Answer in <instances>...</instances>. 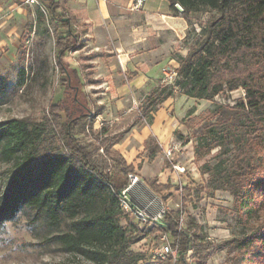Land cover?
Wrapping results in <instances>:
<instances>
[{
  "label": "trees",
  "instance_id": "1",
  "mask_svg": "<svg viewBox=\"0 0 264 264\" xmlns=\"http://www.w3.org/2000/svg\"><path fill=\"white\" fill-rule=\"evenodd\" d=\"M168 2L175 15L182 16L190 26L191 13L208 9L211 14L199 31H187L184 42L188 51L178 57L174 81L152 87L135 110L132 122L116 130L112 126L93 128L96 112L89 107L86 95L74 94L69 88L73 82L63 58L66 51L78 46L73 34L75 20L57 11L56 0H41L48 22L57 23L53 29L54 58L64 92L50 105L60 132L52 131L47 120L0 121V154L2 159L12 161L0 190V223L14 218L22 207L33 208L35 217L46 216L53 225L68 218L69 230L54 239L68 251L98 264H152L130 246L152 232H163L171 238L172 246L177 244V258L172 264H201V236L191 224L182 227L177 211L166 209L160 220L141 229L131 221V228L121 224L126 215L119 207L117 193L126 185L128 174L135 172V166L112 146L132 123L142 118L150 123L158 106L177 92L212 100L242 88L244 97L233 106L234 118H220L196 137L197 159L216 147L222 149L215 162L200 166V174L207 178L196 191L226 190L233 196L234 210L245 226L250 218H256L249 232L229 240L236 248L230 264L264 258V217L259 220L257 216L264 208V0ZM4 84L5 78L0 75V93ZM85 127L94 131L96 149L105 144L101 158L95 157L91 143L83 144L77 138ZM152 145L158 144L153 139L145 144L148 159L155 153ZM137 167H141L140 162ZM148 186L155 193L171 187L169 183H157V179Z\"/></svg>",
  "mask_w": 264,
  "mask_h": 264
},
{
  "label": "rangeland",
  "instance_id": "2",
  "mask_svg": "<svg viewBox=\"0 0 264 264\" xmlns=\"http://www.w3.org/2000/svg\"><path fill=\"white\" fill-rule=\"evenodd\" d=\"M36 6L41 7L39 0L38 3L30 6L29 28L25 29L29 31L26 33V38L19 42L18 47H10V28L15 29L19 19L12 15L10 22V13L0 16V39L8 37L7 42L0 43V75L5 78L4 89L0 93V121L11 118H25L29 121L47 120L52 125V131L57 134L60 132V125L56 122L50 105L61 96L59 73L54 61V41L51 33L53 26L47 25V16L45 22H38L35 15ZM210 14L211 11L208 9L191 13L189 15L191 26L187 22L186 33L191 28L199 31ZM183 43L185 44L184 41ZM76 55V52L70 53L68 60ZM88 97L91 102L93 100L97 102L99 95L85 96ZM243 97L244 90L238 88L221 93L212 100L190 98L185 111L174 112L180 118L178 128L174 132L176 149L169 158L161 152L157 164L155 163L156 169H152L155 164L151 161V168L143 173L148 176V180L142 179L143 176L141 178L150 189L148 184L155 175L157 181L159 177L165 175L164 180L171 187L157 193L151 189L150 191L163 202L166 209L178 212L183 228L191 224L193 230L201 236L204 248V260L201 264H230L236 248L229 240L249 232L250 227L256 224V218L253 217L248 220L247 226L244 225L243 220L234 210V199L228 191L210 189L196 191L207 178V175L200 174V166L205 162H215L222 150L216 147L197 159L194 153L196 137L205 126L216 120L234 118L233 106ZM96 104L98 106L91 105L92 110L101 111L99 103ZM108 121L110 119H103L97 115L93 121V128L110 126ZM142 121L147 122L146 119ZM95 137L94 131L87 127L77 133L79 141L83 144L91 143L95 157L101 158L105 144L96 149L98 143ZM152 147L155 152L159 149L158 145ZM140 164L142 165L141 162ZM172 164L183 166L185 171L178 172ZM11 169L12 161L2 159L0 154V190L4 188ZM139 169L141 167H137L138 173L136 170L135 172L141 176ZM158 169L161 172H157ZM257 216L259 220L263 219L264 208ZM121 224L131 228L130 220L126 216L121 218ZM69 227L68 218L53 225L46 216L35 217L33 208L22 207L14 218L0 223V264H75L76 262L98 264L77 252L68 251L54 239L55 235L69 230ZM143 227L139 226L140 229ZM163 236H167L166 241L170 242L171 238L168 234L152 232L132 244L130 250L142 254L152 264H172L169 256L164 258L155 256V249L165 241ZM191 261L197 262L196 259ZM242 264H264V258Z\"/></svg>",
  "mask_w": 264,
  "mask_h": 264
},
{
  "label": "crops",
  "instance_id": "3",
  "mask_svg": "<svg viewBox=\"0 0 264 264\" xmlns=\"http://www.w3.org/2000/svg\"><path fill=\"white\" fill-rule=\"evenodd\" d=\"M56 1L57 11H63L75 20L73 34L78 46L66 51L63 58L70 71L68 78L73 82L69 88L74 90V94L99 95L97 102L86 98L89 107L99 103L101 111L93 110L96 116L110 119L107 123L116 130L124 129L132 122L144 96L160 83L162 71L174 69L178 65V57L186 55L188 45L183 41L187 21L175 15L168 0ZM31 5L26 0H0V16L10 13V22L12 15L19 19L15 29L10 28V47H18L19 42L26 38ZM35 15L41 23L48 17L42 4L41 7L36 6ZM47 25L54 29L57 23L48 22ZM7 41L8 37L0 39V43ZM72 52L77 55L68 60ZM56 68L62 95L64 86L60 82L57 65ZM190 98L181 92L175 93L158 106L150 123L142 121L144 118L137 120L113 144L112 148L120 152L127 163H132L136 172L137 163H142L138 170L140 178L143 176L142 179L148 180L144 171H149L151 163L157 164L163 149L176 145L174 132L180 118L174 112L185 111ZM150 139L159 146L152 160L148 159L145 150ZM156 164L152 169H156ZM157 172L161 171L158 169ZM155 177L153 180L157 179ZM164 177H159L157 183H166Z\"/></svg>",
  "mask_w": 264,
  "mask_h": 264
},
{
  "label": "built area",
  "instance_id": "4",
  "mask_svg": "<svg viewBox=\"0 0 264 264\" xmlns=\"http://www.w3.org/2000/svg\"><path fill=\"white\" fill-rule=\"evenodd\" d=\"M26 2L33 4L38 3V0H26ZM163 75L160 83H172L176 77L174 69L163 70ZM176 149V145L173 144L166 149H163V153L166 157H170L172 152ZM173 168L182 173L185 171L183 166L172 164ZM118 203L121 210L133 223L139 226L151 225L153 222L160 220L166 208L163 202L153 194L146 186L144 181L136 173L128 174V181L124 187H122L117 193ZM150 196L158 199V204L153 203L150 200ZM165 241L155 249V256L164 258L169 256L172 263L177 258V244L172 246L171 242L166 241L167 236H163Z\"/></svg>",
  "mask_w": 264,
  "mask_h": 264
},
{
  "label": "bare ground",
  "instance_id": "5",
  "mask_svg": "<svg viewBox=\"0 0 264 264\" xmlns=\"http://www.w3.org/2000/svg\"><path fill=\"white\" fill-rule=\"evenodd\" d=\"M149 199L153 200V203L158 204V199L157 198H153L152 196H150Z\"/></svg>",
  "mask_w": 264,
  "mask_h": 264
},
{
  "label": "water",
  "instance_id": "6",
  "mask_svg": "<svg viewBox=\"0 0 264 264\" xmlns=\"http://www.w3.org/2000/svg\"><path fill=\"white\" fill-rule=\"evenodd\" d=\"M175 6L178 10L182 11V7L179 4H176Z\"/></svg>",
  "mask_w": 264,
  "mask_h": 264
}]
</instances>
